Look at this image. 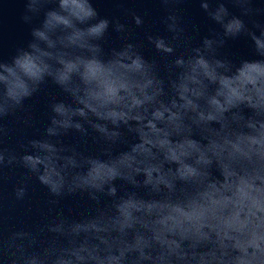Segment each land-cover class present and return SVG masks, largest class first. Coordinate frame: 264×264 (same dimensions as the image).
Wrapping results in <instances>:
<instances>
[{"label":"clouds","instance_id":"9594fccd","mask_svg":"<svg viewBox=\"0 0 264 264\" xmlns=\"http://www.w3.org/2000/svg\"><path fill=\"white\" fill-rule=\"evenodd\" d=\"M232 3L242 16L259 11L251 0ZM201 8L222 33L190 47L170 9V38L147 36L158 64L131 43L106 56L109 21L91 0H27L24 22L42 19L27 47L0 61V185L5 169L19 168L14 203L26 200L33 178L56 198L49 204L77 193L97 205L111 200L78 221L57 214L15 230L0 206L2 264H264V24L253 25L257 35L223 3ZM240 35L261 59L233 66L218 58L225 39ZM49 81L70 102L50 104L43 136L21 145L23 154L5 147L4 119L25 113ZM69 132L85 142L94 133L100 155L64 146ZM125 132L136 142L113 156ZM118 180L148 198L118 194Z\"/></svg>","mask_w":264,"mask_h":264},{"label":"water","instance_id":"95a60500","mask_svg":"<svg viewBox=\"0 0 264 264\" xmlns=\"http://www.w3.org/2000/svg\"><path fill=\"white\" fill-rule=\"evenodd\" d=\"M204 2L209 3L211 9L223 3L230 16L242 19L249 30L259 35V30L253 25L255 23L264 24V0H251V7L259 11H254L249 16H242L240 8L232 3V0H177L176 3L168 5L163 4L162 0H91L92 6L98 13V18L109 21L108 31L102 41L106 56L112 50H119L124 44L131 43L140 45L139 51L144 59L149 62L156 60L158 64L162 63L161 53L148 42L147 36L170 38L171 33L167 31L165 23L170 9L179 17L190 47H199L205 38H213L214 33H222L221 26L201 8ZM26 3L27 0H0V61L11 62L17 49L26 48L32 39L31 29L37 26L42 19V17L34 19L31 24L25 23L22 17L26 14ZM52 6L54 5H50ZM133 15L140 17L143 21L140 26L134 23ZM117 22L125 26L124 33L115 31L114 26ZM184 51L185 48L181 47L177 49L176 55ZM218 58L229 60L233 66H239L243 60L261 59L254 51L253 42L245 35L226 38L224 46L218 50ZM161 75H166L163 68H161ZM59 101L70 102L69 98L49 81L40 92L25 101V113H17L16 116L4 119L3 123L8 128L5 147L23 154L21 145L27 144L28 140L39 139L43 136L51 115L50 104ZM25 117L30 118L29 124L24 123ZM94 135L90 133L85 142L80 139L79 134L69 132L61 140L64 146L79 145L86 155L99 156L100 146L93 142L92 136ZM135 142L136 137L125 132L124 142L114 146L113 156L128 151ZM5 173L7 178L0 185V195L3 197L0 206H2L5 217V225L9 230L38 224L57 214L78 221L94 213L97 207H107L111 200L108 197H101L100 204L97 205L90 201L86 194L77 193L59 198L54 205L49 204L50 200L56 198L50 196L47 188L33 178L26 200L14 203L11 197L12 188L21 179L23 169H5ZM115 183L118 194L136 191L139 196L148 198L145 189H133L119 180Z\"/></svg>","mask_w":264,"mask_h":264}]
</instances>
